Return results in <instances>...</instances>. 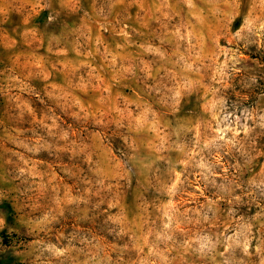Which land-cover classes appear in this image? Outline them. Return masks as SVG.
I'll use <instances>...</instances> for the list:
<instances>
[{"label": "rangeland", "instance_id": "374dc122", "mask_svg": "<svg viewBox=\"0 0 264 264\" xmlns=\"http://www.w3.org/2000/svg\"><path fill=\"white\" fill-rule=\"evenodd\" d=\"M0 264H264V0H0Z\"/></svg>", "mask_w": 264, "mask_h": 264}]
</instances>
